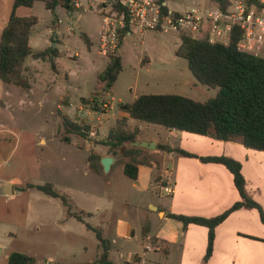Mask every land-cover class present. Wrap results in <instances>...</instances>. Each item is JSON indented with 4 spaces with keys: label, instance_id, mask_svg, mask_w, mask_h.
<instances>
[{
    "label": "rangeland",
    "instance_id": "1",
    "mask_svg": "<svg viewBox=\"0 0 264 264\" xmlns=\"http://www.w3.org/2000/svg\"><path fill=\"white\" fill-rule=\"evenodd\" d=\"M79 1L82 7L74 13H68L58 6L55 10L56 22L52 12L41 1L35 2L31 8L20 7L16 12L21 17H37L38 23L30 38V45L37 50L51 47L49 42L53 32L59 31L55 47L60 56L55 63L60 76L55 78L50 62L28 58L24 74L33 85L30 91L0 81V246L9 254L15 251L29 253L36 259V264H47L48 261L43 259L47 255L53 257L50 264H87L96 260L102 247L95 232L88 231L85 224L75 218L65 217V233L60 228L62 223H59L60 227L44 223L42 213L47 203L35 199L36 196L44 197V193L29 187L31 184L51 183L60 195L54 203L63 210L62 199H65L66 212L70 209L80 214L85 223L97 227L110 246L118 217L124 214L141 235L145 222L141 224L135 217L136 213L157 206V192L154 189L149 192L132 189L135 181L123 174L121 165L108 173L103 171L101 175L90 169L88 158L91 150L104 149L100 141L106 137L109 129L108 126L105 129L102 127L105 125L104 112L110 110L109 106L101 105L103 102L107 104L109 101L117 108L119 102L131 103L145 94H175L205 102L217 93V89L199 84L189 71L187 61L175 55L180 35L145 31L144 35L133 32L123 40L120 52L122 71L104 97L105 84L99 82L98 76L108 65L109 58L97 52L101 27L96 2L112 4V0ZM165 2L170 9L180 13L190 8L206 10L216 7L211 0ZM13 3L14 0H0V35ZM81 34L92 36L93 45L90 48L81 39ZM143 52L150 57L149 64H145L147 58H144L143 65H140ZM74 54L78 57H74ZM97 86H101L96 91L100 93L96 96L100 105L98 110H93L95 105L90 106L92 104L87 100L88 115H68L72 121L89 127L93 134L89 133L86 138L68 135L58 115V104L65 106L70 99L73 104H80V98L90 100L89 96ZM109 113H112L111 110ZM130 120L128 130L139 129L137 138L142 142L157 140L167 144L170 140V144L179 148L184 144L185 150L188 148L187 138L197 137L178 131L184 137L180 141L171 138L169 130L162 126ZM66 135L70 137L69 142L64 141ZM9 180L16 184L15 189L24 190L14 199L2 195V189ZM31 199L34 200L31 205L36 210L33 218L31 214L27 215ZM10 234L14 235L12 239ZM140 237L125 243L116 241L109 251L113 263L127 264V257H120V254H140ZM154 257L148 254L143 260L150 264L148 260L153 261ZM5 262L4 254H0V264Z\"/></svg>",
    "mask_w": 264,
    "mask_h": 264
},
{
    "label": "trees",
    "instance_id": "2",
    "mask_svg": "<svg viewBox=\"0 0 264 264\" xmlns=\"http://www.w3.org/2000/svg\"><path fill=\"white\" fill-rule=\"evenodd\" d=\"M37 1L44 2L46 9L52 12L54 22L57 21L55 10L58 6L68 13L77 12V8L70 0H14L9 18L0 35V81L27 91L32 88L30 80L24 74L27 59L48 61L55 72V59L59 56L56 47H48L43 51L33 50L29 40L38 19L36 16L21 17L16 14L20 7L31 8ZM119 1L112 0V5L118 7ZM211 1L221 10H226L227 3L224 0ZM257 1L248 0L249 3ZM127 32L128 29L119 32L120 45ZM80 37L90 48L88 36L81 34ZM240 37L241 32L236 26L232 28L227 44L211 42L207 33L196 39L185 35L179 36L180 43L175 55L187 61L189 71L199 84L217 89L215 97L198 102L175 94H145L131 103L119 104L118 108L127 113L129 118L147 124L193 135L209 136L218 141H238L247 149L264 152V58L239 51L237 44ZM121 71L120 56L109 57L108 65L99 75V80L105 84L104 91L107 90L106 87H112ZM86 103L87 100L83 99L82 104ZM58 115L61 116L63 128L68 135L88 137L89 127L72 121L60 112ZM138 133V129L128 130L127 120L122 118L100 141L101 145L108 147V154L120 156L124 175L133 181L137 180L138 166L145 161L138 160L137 157L148 153L147 149L133 145L137 142ZM68 135L64 137L66 142H69ZM156 150L197 158L202 163L221 164L233 176V183L241 200L221 215L201 218L167 214V217L181 222L183 228L194 224L208 229L205 262L212 254L215 228L232 212L240 208L255 209L264 224L263 209L245 193L246 181L238 161L225 156H197L183 149L162 144H157ZM88 162L94 173L103 174L100 157L91 154ZM29 187L36 188L47 196L60 198L51 183ZM62 202L67 205L65 199H62ZM67 214L85 224L88 230L95 232L100 242L102 247L100 255L88 264H114L109 259V243L102 238L100 230L85 223L80 214L70 209H67ZM5 264H36V259L21 252H11Z\"/></svg>",
    "mask_w": 264,
    "mask_h": 264
},
{
    "label": "crops",
    "instance_id": "3",
    "mask_svg": "<svg viewBox=\"0 0 264 264\" xmlns=\"http://www.w3.org/2000/svg\"><path fill=\"white\" fill-rule=\"evenodd\" d=\"M96 4L99 14V8L106 4L102 3V1L96 2ZM58 33L59 31H56L55 41H57V43ZM132 34L133 33H127L125 37ZM141 34L144 35L145 32ZM88 38L92 46V36H88ZM49 43L52 44L51 39ZM122 44L123 41L120 45L118 56H120ZM56 45L55 43L52 48ZM31 48L35 51H43L48 47L43 50H37L32 46ZM58 55L60 56L59 53ZM75 56L78 57L77 54H74V57ZM144 58H147L145 64L150 63V57L146 52H143L140 65ZM55 65L56 71L54 75L56 78L60 76V74L57 63H55ZM99 82L101 81L99 80ZM101 83L104 84L103 82ZM100 87L101 86H97L94 88V92L89 96L90 100L88 98H80V104H73L70 99L68 102L69 104L65 103V106L58 104V112H62V115L65 116L73 113H78L79 116L88 115V112H90L88 103L83 105V99L88 100L92 104L90 106L95 105V108L93 106V110H98L100 105L97 103L96 96H99L100 93L96 91ZM106 89L108 90L109 88L106 87ZM107 90L104 92V97L108 92ZM62 98H60V100ZM119 104L124 103L119 102L118 106ZM101 105L104 107L109 106L112 112L111 114H107L109 110L104 112L105 114L103 115L105 125L103 124L102 127L105 129V127L108 126V132L115 126V121L118 119L123 118L127 120V123L131 122L129 115L121 111L118 107H113L111 102L107 101V104L103 102ZM168 133L171 138H176L180 141L184 139L183 135L176 130H169ZM191 136L197 137H188L186 140L188 141V148L184 150L183 144L180 149L197 156H225L238 161L241 164L242 174L246 181L245 193L247 197L258 203L264 211V152L247 149L238 141L224 142L215 140L209 136L193 134ZM136 140L137 143L142 142V140L138 138H136ZM150 141L154 142L156 145L162 144L157 140ZM169 141L170 140H168L167 144L162 145H168L171 148H179L174 144H170L171 142L169 143ZM91 144L96 147L92 142ZM100 146H103L104 149L96 151L91 150V154L100 157V161L104 157L113 158V163L109 172L118 165H121L123 172V164L120 162V156L108 154V147L104 145ZM147 151L148 153H143L142 156L137 157L138 160L145 161L138 166L137 180L132 184V189L145 192L154 189L158 196L156 200L157 206H150V212L139 210L138 213H136V219L141 224L145 222L144 227H141V235H138L136 226L129 218H126L124 214L122 217H118L114 223V230L112 231L113 239L111 241V246L109 245V251L113 249L112 245H115L116 241L125 243L127 241L137 240V237L141 236V256L137 252H127L119 255L120 257L123 256V258L127 257V264H146L144 260L145 256L148 254L156 256L153 261L148 260L150 264H264V224L261 222L259 213L255 209L240 208L232 212L215 228L213 250L207 262L204 261V257L206 254L208 229L194 224H189L186 228H183L181 222L167 217V214H175L188 217L214 218L240 201L241 198L233 183V176L223 165L202 163L197 158L182 157L174 152L167 153L161 150ZM7 186H10V188ZM15 186L16 184L13 181H7L6 187L2 189V195L14 199L19 193L24 191L15 189ZM166 189H168V192ZM35 199L37 202L43 200L47 203L46 210L43 211V213L41 212L43 214V222L58 227H60L59 223H62L60 228L62 229L61 231L65 233V217L68 216V214L64 204L62 210L59 205L54 203V200H58L59 198L44 194V197L36 196ZM33 201L34 200L31 199L28 202L30 205L27 207V215L31 214L32 218L36 212L31 205ZM70 218L72 219V217ZM38 219L39 218H37L36 221H38ZM13 236L14 235L10 234L9 237L12 239ZM0 254H4V259L6 261L9 252H4L3 246H0ZM110 255L111 252H109V259L112 261ZM43 259L44 261H48L47 264L53 261V257L49 255L45 256ZM88 263H91V261Z\"/></svg>",
    "mask_w": 264,
    "mask_h": 264
},
{
    "label": "built area",
    "instance_id": "4",
    "mask_svg": "<svg viewBox=\"0 0 264 264\" xmlns=\"http://www.w3.org/2000/svg\"><path fill=\"white\" fill-rule=\"evenodd\" d=\"M224 1L225 11L216 6L206 10L190 8L182 13L170 9L165 0H120L118 7L103 5L99 8L101 31L97 52L107 58L118 56L119 32L125 29L128 34L153 31L193 39L207 33L211 42L227 44L236 26L241 32L238 50L264 58V0ZM70 2L76 8L82 7L79 0Z\"/></svg>",
    "mask_w": 264,
    "mask_h": 264
},
{
    "label": "water",
    "instance_id": "5",
    "mask_svg": "<svg viewBox=\"0 0 264 264\" xmlns=\"http://www.w3.org/2000/svg\"><path fill=\"white\" fill-rule=\"evenodd\" d=\"M55 39H56V32H53L51 47H53L55 45ZM133 145L136 147L144 148V149L151 150V151L156 150V144L154 142H150V143H147V142L137 143L136 142ZM100 163H101V166L103 167L104 173H108L110 170V167L113 163V158L104 157L101 159ZM7 187L10 188V186H7Z\"/></svg>",
    "mask_w": 264,
    "mask_h": 264
}]
</instances>
